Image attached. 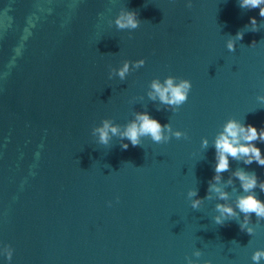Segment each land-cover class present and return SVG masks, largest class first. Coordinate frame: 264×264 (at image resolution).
<instances>
[{"label": "water", "instance_id": "95a60500", "mask_svg": "<svg viewBox=\"0 0 264 264\" xmlns=\"http://www.w3.org/2000/svg\"><path fill=\"white\" fill-rule=\"evenodd\" d=\"M186 3L0 0V249H13L0 264H253L252 253L264 250V220L254 214L251 236L235 220L212 219L217 203L235 208L243 194L235 170L260 181L264 168L229 158L218 183L228 199L208 190L224 122L264 127L256 99L264 95V18L238 0ZM122 8L137 13V29L110 24ZM250 17L257 32L244 27ZM238 30L243 39L229 52ZM139 59L124 81L108 78ZM167 76L191 82L176 112L147 95L152 79ZM143 111L188 138L142 137L122 150L117 137L101 145L91 133L102 119L123 126ZM255 143L264 155V142ZM189 190L211 198L192 209ZM255 194L264 201L259 187Z\"/></svg>", "mask_w": 264, "mask_h": 264}, {"label": "clouds", "instance_id": "9594fccd", "mask_svg": "<svg viewBox=\"0 0 264 264\" xmlns=\"http://www.w3.org/2000/svg\"><path fill=\"white\" fill-rule=\"evenodd\" d=\"M238 5L241 9H259V16L264 18V0H238ZM186 7L191 8V0H187ZM110 24H114L119 30H135L140 25V19L134 10L122 8ZM244 27H249L248 32H257V20L254 17L249 18V24ZM245 32L238 30L236 34L229 35L226 40V48L229 52L235 50L237 41L243 39ZM256 43L253 41L251 43ZM143 59L128 61L124 60L120 67L110 68L108 78L111 79L113 75L124 81L130 69H138L144 65ZM131 64V68H130ZM150 91L147 93L149 99H158L161 104L169 106L172 112L179 110L187 99L191 90V82L187 79L167 76L161 80L154 78L149 84ZM257 101L264 104V95H258ZM159 110V109H158ZM91 133L97 138V143L101 145H108L113 137L120 140L119 146L122 150H127L129 144L132 147L141 145V138L148 137L156 144L166 143L170 138L187 139V133L179 130H173L169 123L161 125L156 119L152 118L147 111L134 113L133 119L129 120L123 126L114 124L110 119H102L98 126L92 128ZM165 133H168L167 135ZM127 140L128 143H124ZM256 141L264 142V127L257 129L251 124H245L235 119L229 118L222 125V130L219 131L213 141L215 149V167L214 175L208 185L209 192L218 194L217 199L225 201L228 199V193L218 187L221 179L220 173L229 170V158L237 161H242L244 165H251L255 162L258 166L264 168V155L261 154L260 148L256 146ZM208 141L206 138L201 139V146L206 148ZM233 176L240 182L242 195L237 196L235 208L229 204L217 203L215 210L219 215L213 216V221L223 226L228 221H233L238 224L239 229L249 236L254 233L253 227L249 226L251 216L254 214L257 222L264 220V201L259 199L255 194V189L259 187L260 192L264 193V180L258 181L255 172H247L244 169H237L233 172ZM231 182V181H229ZM187 197L190 200L192 209H199L204 199L211 197L206 194L205 197L200 198L195 190H189ZM192 197H196L192 199ZM243 216V220L239 219ZM0 254L8 261L12 259L13 249L9 245H4L0 249ZM193 256L199 258L201 252L196 250ZM186 264H194V262L185 257ZM253 264H260L264 260V250L257 249L251 255ZM204 264H209L205 260Z\"/></svg>", "mask_w": 264, "mask_h": 264}]
</instances>
